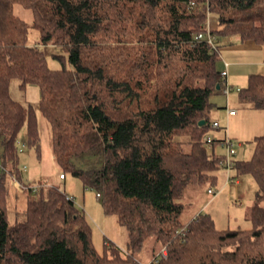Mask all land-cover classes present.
<instances>
[{
  "label": "trees",
  "instance_id": "trees-1",
  "mask_svg": "<svg viewBox=\"0 0 264 264\" xmlns=\"http://www.w3.org/2000/svg\"><path fill=\"white\" fill-rule=\"evenodd\" d=\"M211 13L217 38L264 49V0H0V264H142L135 254L150 238L154 257L168 248L152 264H264V134L232 167L257 182L252 228L218 229L210 214H186V192L216 185L224 157L207 149L220 47L196 38ZM50 46L59 68L48 63ZM14 80L39 88L65 178L70 171L100 193L105 214L128 231L126 251L105 241L100 253L85 211L57 185L29 187L25 218L10 223L6 177L19 170L24 128L26 144L42 152L36 108L13 97ZM239 95L264 109V73H252ZM90 152L100 166L72 162Z\"/></svg>",
  "mask_w": 264,
  "mask_h": 264
},
{
  "label": "rangeland",
  "instance_id": "rangeland-1",
  "mask_svg": "<svg viewBox=\"0 0 264 264\" xmlns=\"http://www.w3.org/2000/svg\"><path fill=\"white\" fill-rule=\"evenodd\" d=\"M15 12L32 23V13L29 9L18 3L15 5ZM209 29L218 27L217 16L211 13L208 17ZM31 40L37 37V31L31 26ZM243 45L246 48V42L241 43L237 36L219 37L221 59L219 61V69L222 70L224 62H228L225 45ZM56 46H50L46 49L47 60L52 68H59L61 63L53 58L52 53L58 51ZM244 51H239L240 55ZM236 58H242L245 55L233 54ZM250 58L257 62L256 65H247L246 68L234 67L230 70L229 84L234 86V90L229 94V97L223 90L214 93L211 96V101L214 104V109L210 114V123L214 121L220 122V127L209 128L208 136L216 139H222L226 135L236 142L237 153L233 156V161L248 159L254 150L255 137L264 134V109L255 108L248 103L240 101V95L237 88H245L249 82V76L252 73H264V53L263 51L249 52ZM225 68V67H224ZM12 95L14 98L30 103L35 106L41 136L42 152L41 157L37 155L34 147L26 144L25 128L19 134L20 160L19 170H15L11 175H7L6 183L8 186V218L11 224L17 220L25 218V210L28 203L29 195L32 197L36 193H29L28 188L36 186L57 185L61 190L75 198L76 204L83 209L92 226L93 242L100 253H103L105 241H110L118 245L126 251L128 249V231L120 225L115 215H107L104 212L101 198L97 196L95 188H86L82 180L73 175L70 171H66V178H60V174L64 171L56 161L55 154L52 150V130L49 121L41 114L38 105L40 99V90L36 85H28L25 91L19 89L18 81L14 80L11 86ZM229 98V101H228ZM229 102V104H228ZM237 109L238 114L228 117V109ZM216 144L207 146L208 151L212 154L213 151L217 155H225L227 153L220 141ZM0 147V154H1ZM72 162L82 169H89L100 166L94 155L86 153L78 158H73ZM99 164V165H98ZM25 167V169H23ZM231 174L240 179L239 186L234 184L225 185L227 170L221 166L218 171V181L216 185L209 186L208 184L191 187L190 191L186 192L184 201L187 205V215H196L199 212L210 214L214 219L215 226L218 229H251L252 222L248 217V211L254 203L255 193L257 190V182L252 174L245 173L237 174L235 168L231 170ZM214 187L219 190L217 195L208 193V188ZM242 199L243 206L235 204L236 199ZM192 218V217H191ZM191 218H189L191 220ZM188 219V220H189ZM158 249V243L154 238L146 241L143 251L136 253L135 257L142 264H152L154 254ZM116 264H135L134 262L116 263Z\"/></svg>",
  "mask_w": 264,
  "mask_h": 264
},
{
  "label": "built area",
  "instance_id": "built-area-1",
  "mask_svg": "<svg viewBox=\"0 0 264 264\" xmlns=\"http://www.w3.org/2000/svg\"><path fill=\"white\" fill-rule=\"evenodd\" d=\"M196 38L198 40L206 39L207 42H209L213 48L217 49L218 47V44H217L218 38L216 35H214L211 32V29H209V27L206 32H199L196 35ZM225 63L227 66L228 63L227 62ZM220 77L222 79V89L221 90H223L224 93L227 96H229V94L234 90V87L229 84L227 68L221 70ZM237 90L239 91L240 88H237ZM236 113H237V109H230V108L228 109V114H236ZM212 127H220V123L218 121H214L212 123ZM214 141H215L214 138H212L211 136H208L207 146L214 145ZM220 142L224 147H226V150H227V153L224 155L222 159V163H221V165L225 167V169L227 170V177H226L225 185L234 184L236 186H239L240 179L231 174V170L234 165V161L232 158L237 153L236 142L229 136L227 131H226L225 137L222 138ZM23 169H25V167ZM60 178H65V174L63 172L60 174ZM33 189L36 190L37 189L36 186H34ZM218 192L219 190L215 189L214 187L208 188V193L212 195H217ZM98 196H100V193H98ZM235 204L238 206H243L244 202L242 199L238 198L235 200ZM167 255H168V248L167 246H164L161 248V250L158 252V254L154 257L152 261L158 262L161 257H167Z\"/></svg>",
  "mask_w": 264,
  "mask_h": 264
},
{
  "label": "crops",
  "instance_id": "crops-1",
  "mask_svg": "<svg viewBox=\"0 0 264 264\" xmlns=\"http://www.w3.org/2000/svg\"><path fill=\"white\" fill-rule=\"evenodd\" d=\"M244 42H246V48H243V45L244 44H241V45H231V43L232 42H228L230 45H225L224 47H223V49H226V55L228 56V65L226 66V63L224 62V66H222V70L223 69H225V68H227V70H228V81H229V74L232 72L231 70H230V72H229V67H231V69L233 68V70H234V67H240L241 69H245L246 68V66L245 65H243L244 63L245 64H247V65H249V64H251V65H256L257 64V62H258V60L257 61H255V60H252L250 57V55H249V52H256V51H263V53H264V49H263V47L261 46V45H258V44H256L254 41H251V40H247V41H244ZM241 43H243L242 41H241ZM239 51H244V52H242L240 55H245V57L246 58H244L243 60H241L242 58H236L233 54H235V55H238L239 57H241L239 54H238V52ZM219 52H220V49H219ZM222 54V52H220V55ZM264 57V56H263ZM225 67V68H224ZM234 87V86H233ZM219 91H221L220 89L218 90V92ZM217 92V93H218ZM229 97V96H228ZM228 101H229V98H228ZM241 101V100H240ZM242 102V101H241ZM243 103V102H242ZM228 104H229V102H228ZM214 109H212L211 111H210V114H211V112L213 111ZM227 114H228V112H227ZM238 114V110H237V113L236 114H228V117H231V116H235V115H237ZM220 123V122H219ZM221 125V124H220ZM241 184V183H240Z\"/></svg>",
  "mask_w": 264,
  "mask_h": 264
},
{
  "label": "water",
  "instance_id": "water-1",
  "mask_svg": "<svg viewBox=\"0 0 264 264\" xmlns=\"http://www.w3.org/2000/svg\"><path fill=\"white\" fill-rule=\"evenodd\" d=\"M217 88L220 89V85H217ZM206 123L205 119L200 120L199 124L204 125Z\"/></svg>",
  "mask_w": 264,
  "mask_h": 264
}]
</instances>
